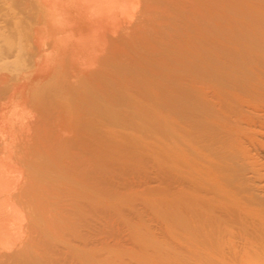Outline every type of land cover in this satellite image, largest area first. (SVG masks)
<instances>
[{
	"label": "bare ground",
	"instance_id": "obj_1",
	"mask_svg": "<svg viewBox=\"0 0 264 264\" xmlns=\"http://www.w3.org/2000/svg\"><path fill=\"white\" fill-rule=\"evenodd\" d=\"M0 264H264V0H0Z\"/></svg>",
	"mask_w": 264,
	"mask_h": 264
}]
</instances>
